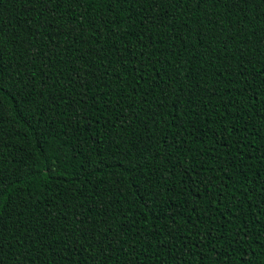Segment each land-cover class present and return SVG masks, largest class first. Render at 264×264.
I'll return each instance as SVG.
<instances>
[{
    "label": "trees",
    "instance_id": "16d2710c",
    "mask_svg": "<svg viewBox=\"0 0 264 264\" xmlns=\"http://www.w3.org/2000/svg\"><path fill=\"white\" fill-rule=\"evenodd\" d=\"M0 264H264V0H0Z\"/></svg>",
    "mask_w": 264,
    "mask_h": 264
}]
</instances>
